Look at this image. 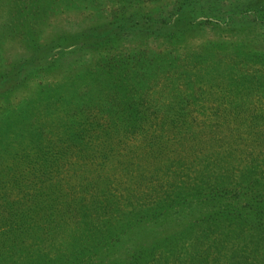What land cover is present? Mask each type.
<instances>
[{
    "label": "rangeland",
    "instance_id": "374dc122",
    "mask_svg": "<svg viewBox=\"0 0 264 264\" xmlns=\"http://www.w3.org/2000/svg\"><path fill=\"white\" fill-rule=\"evenodd\" d=\"M0 264H264V0H0Z\"/></svg>",
    "mask_w": 264,
    "mask_h": 264
}]
</instances>
